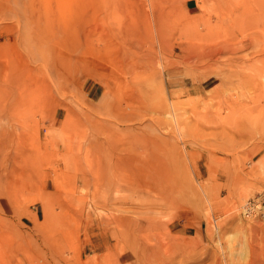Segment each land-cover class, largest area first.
I'll return each instance as SVG.
<instances>
[{
  "label": "rangeland",
  "instance_id": "rangeland-1",
  "mask_svg": "<svg viewBox=\"0 0 264 264\" xmlns=\"http://www.w3.org/2000/svg\"><path fill=\"white\" fill-rule=\"evenodd\" d=\"M0 105V264H264V0H0Z\"/></svg>",
  "mask_w": 264,
  "mask_h": 264
},
{
  "label": "bare ground",
  "instance_id": "bare-ground-1",
  "mask_svg": "<svg viewBox=\"0 0 264 264\" xmlns=\"http://www.w3.org/2000/svg\"><path fill=\"white\" fill-rule=\"evenodd\" d=\"M23 109L19 108V107H4L0 105V119L2 118H6L8 122L12 123L14 126L15 124H20L21 123V116H23ZM32 112V115H30L31 119L33 121L34 119V115L36 110H30V113ZM23 113V114H22ZM34 113V115H33ZM36 116V115H35ZM6 121V122H7ZM34 123V122H33ZM11 126V125H10ZM4 128V127H3ZM15 129V128H14ZM11 130V127H10ZM8 131H0V151H6L9 148L11 149L12 147H14V150L17 151L16 153V157L19 160L20 158V147H21V139L16 136V137H9L8 135H6L5 133H7ZM14 133V132H13ZM11 134V133H10ZM15 135V133H14ZM2 153V152H1ZM4 156V154L2 155ZM7 156V155H6ZM3 158V157H2ZM7 161V160H6ZM5 161V162H6ZM19 163V162H18ZM5 167V166H4ZM8 167V166H7ZM6 171V170H5ZM2 173V172H1ZM17 174V173H16ZM20 174V173H19ZM18 174V175H19ZM17 177V176H16Z\"/></svg>",
  "mask_w": 264,
  "mask_h": 264
}]
</instances>
